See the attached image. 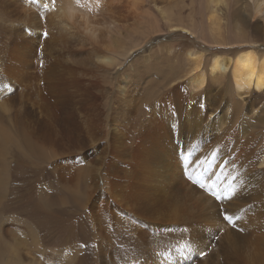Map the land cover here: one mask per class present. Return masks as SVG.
Instances as JSON below:
<instances>
[{"label":"bare ground","instance_id":"1","mask_svg":"<svg viewBox=\"0 0 264 264\" xmlns=\"http://www.w3.org/2000/svg\"><path fill=\"white\" fill-rule=\"evenodd\" d=\"M145 1H150V3L144 4L143 2ZM3 3L10 9L12 19L10 20L9 37L4 49L5 54L0 65V84H5V82H7L12 85L14 84V88L18 87L19 89H21V82L28 80L29 83L33 84L34 86L27 93L29 99L27 108H23L17 111L10 123L5 120L2 113L0 112V192L4 187L3 168L5 165V152L9 146H19L22 150L29 151L33 156H36L38 160L43 161L46 160V158L54 157L57 153L63 151L67 152L68 150H72L76 152L78 149H80L79 146L81 145V143H86V140L80 137L81 134H87V141L93 143L98 140V133L101 132L100 137L102 138V140L104 137L106 141V148L101 149V152H103L102 154L106 153L107 155H115L114 157L118 156V158H120L119 156H122L126 160L132 161V163H130L131 161L125 162V164L127 165L125 166L127 167V170L125 169L127 174L125 172L123 173H125L127 176H138L139 180L142 181L141 183H143L142 185H144L145 182L148 184V182L150 181L149 179H152L155 174H159L158 178L152 181V183H149L152 185L148 184L150 187H153L152 192L155 193L164 189L163 191L166 194V185L171 184L173 176H175V174L182 168L180 163L175 164L176 162L172 161V157L174 155H177L179 159H182L184 161L186 160L184 165H188V168L192 166H195L196 168L200 165L202 166L207 164L208 168L205 169L209 172L208 178L205 181L207 187H213L209 185V182L211 178H215L220 183V188L217 190L219 196H223L226 200L230 197L231 200L236 201L235 203L230 204L227 210H229L228 212L234 214L239 224L237 226L240 229L242 227H246V232H244L245 234H247L245 235L246 238L243 235L242 236L244 238L240 236L242 237V241L240 243L245 244L246 247L251 240L250 236L252 237V235L256 234L257 237H252L251 240L256 246V249L250 254H244L245 252L243 253L242 251L237 249L239 248L240 244L239 242L236 243V241L238 240V236H236V233L237 231L239 232V228L237 231L234 229L236 233L235 231L230 232V229L228 230L229 232L226 230V233H224L225 236L223 235L222 230L220 241L218 242L216 247H212L209 251L207 249L204 250V248L203 251L201 248H203L204 244H201L202 246L200 247V249L203 252H208L206 254L203 253L206 256L204 255L205 257L202 258L199 263L264 264V143L260 145L257 141V138L260 140V135L264 139V107H255L253 104L251 107L250 105L253 110H259V114L257 113L256 116L253 117L254 119L252 120V124L251 118L246 117L247 115L243 113L244 106L242 107V101L244 98L248 96L253 97V94H256L258 98H261L264 93V52L257 51L264 48V42H261L258 37H254L261 32V28L258 26L257 21L253 19L252 27H250L249 24L246 23H235V28L233 29L234 31L229 32L228 29L222 28L220 24L216 25V22L219 23V19L216 16L217 9L219 6L226 5V0H201V4L202 6H204L206 14L208 15V19L211 23V26H208L210 41L204 37L201 31L195 32V34L198 35L200 39L208 43L210 42V44L217 45V51L212 54V58H210L209 61V74L203 71L202 67L203 56L206 55V53L203 54L198 49H191V51L187 54V63H185L186 68H183L184 70H182L180 65L178 67L179 70L173 73L178 74V72H184V74H182L177 79L172 78V75V77L168 81V83L171 84L170 92L168 91L167 93H162L161 91L159 92L157 90L161 95H164L156 104H153L154 106H152L151 108L149 107L150 109L147 111L148 116L146 119H144L145 122L143 121L144 124L142 125L140 123L142 127L140 128V126H138L140 130L136 131L138 133L133 136L134 138L130 142L129 139L131 138V129H133V127L125 125L126 123H124V121L128 118L125 119L123 117L125 115V112H131L132 114L136 112L135 110L139 107V105L132 107L130 106L129 102L132 103V101H140V98H135L137 96L134 97V93L129 94L128 89L131 81H129V76L125 75L126 70L119 75H111L110 77V80H112L114 83L115 89H117V106L116 104L113 105V102H110L111 106L107 108V115H105L107 116V118L106 120H102L100 122V128L97 124L95 125L93 121L94 118L90 116L91 113H89V108H87V106H89L90 109L93 110L94 104L91 95L88 93V90V92L86 91V88H84L85 90L82 89V81L79 80L78 76L80 77L85 74H91L95 71H109V68L117 61H122L131 55V52L128 55V52L124 51L123 47H120L121 38L116 37V35H120V33L125 30L122 22H125L128 18H144L143 16L153 18L156 17L158 15V12L160 11V16L163 19H169L168 22H166V28L173 27L174 30L182 29L185 32L193 33L192 31L196 27L194 14L192 15V13H189L186 16V18L190 21V26H186L180 19L181 15H183L182 11L184 6L180 8L179 12L177 13L179 17V21L177 22L173 21V12L171 13V11L167 9L162 10L161 7L157 6L155 0H0V4ZM149 4H152L151 6L153 8H151ZM243 8L245 10H250L249 15L251 16V18L253 17L257 20L264 19V0H244ZM119 10L129 13V15L119 19L117 16V11ZM145 13L147 15H145ZM245 27H248V30L250 28V30L254 32V35L248 36L247 33L249 34V31H247ZM157 29L158 30H154L153 32L156 35L164 31L160 26H158ZM224 31H226V35ZM146 40H148V38L142 40L141 43ZM78 42L81 43L77 44ZM74 44L80 45L77 46L80 49L82 48V44H84V46L92 45V48L88 51L86 49H73L72 47L74 46L71 47L70 45ZM138 45L139 44H135L134 48L138 47ZM168 46L169 44L167 43L164 45H160L158 46L157 51L164 50L165 52V48H167ZM223 46L232 47L222 48ZM120 49H122L123 51H120ZM115 51H118L117 56L116 58H113L112 53ZM154 52L155 51L153 50L151 54L149 53V56L154 54ZM143 57H139L136 60H142ZM169 57L171 56L167 55L165 59L170 62L171 59ZM145 58H147V56ZM66 59H69L71 63L65 62ZM135 69L136 68H134V71ZM172 69H175V67L172 66ZM134 71L133 73L135 76V73L137 74V72ZM183 82L185 83L184 86L181 85V83ZM24 83L26 84V82ZM186 85L190 87L191 92H189ZM229 92L231 93L229 94ZM213 97L215 98V103H213V107L210 108L208 107L206 100L208 99L209 101V99L211 100V98L213 99ZM75 101H77V103ZM15 102L17 104L21 103L18 98H16ZM242 115L244 117H242ZM103 122L106 124V126L108 125L107 131L103 129L101 125V123ZM128 122L130 121H127V124ZM128 141L130 143H128ZM124 158L123 160H125ZM106 159L108 158L106 157ZM191 159L193 160V162ZM188 160L192 163H187ZM66 163L67 162L56 165L54 166V169L59 174H62V177L71 182L70 186L68 183H66L67 191L63 192V200H75L76 190L74 188L75 186L72 184L73 179L69 174L72 168L67 174L66 172L69 168L65 166ZM106 165L104 163V160H95L93 164H89L88 166H86V169H92L96 174L99 175H101V172L104 170H106L109 174L113 173L114 169ZM115 165L116 164H114V166ZM184 168H186V166ZM201 169L202 168H200V170ZM107 172H104V174H108ZM217 172H220L222 176H217ZM116 176L117 175H114V177ZM136 176H133V178ZM92 177L94 176L92 175L91 179ZM123 178L124 177H122V180ZM175 179H180V177H175ZM201 179L202 177L200 175L199 180L201 181ZM108 180L111 181V183H114V185L112 186L113 188L117 184L118 179L111 176V179L109 178L107 179V181ZM130 181L131 180H129L128 182ZM136 183L139 182L136 181L135 185ZM117 185L116 187H118ZM169 186L170 185H168V188ZM188 186L189 184L187 185V188H191V186ZM177 187L175 186V188ZM139 188L140 187H138V189ZM111 190L114 189H110V191ZM126 190L128 191V189ZM220 191H224V193H221ZM122 192H124V190ZM167 192L169 193V191ZM111 193L113 192L111 191ZM191 193L194 192L191 191ZM114 194L115 192L110 196L106 195L107 200H112L110 199V197H114ZM120 194L121 193H119V195ZM129 194L131 193H128V195ZM116 195L115 199L117 198ZM204 195L202 196V198L204 197ZM87 196L88 198L86 197V199L85 197H80L81 200L78 202V208L84 209L88 207L87 205H89V202L91 200L89 198V196H91V191ZM144 197L146 196L144 195ZM193 197L194 196L190 195V198L188 196V199H192ZM132 198L134 197H131V199ZM136 198L138 197L135 196L134 199L136 200ZM208 198L211 199L212 196ZM203 199H206V196ZM122 200H124V197ZM144 200L145 199H143L142 201H138L140 203L144 202ZM132 201L134 205V200ZM117 202L119 204V201ZM185 202L186 201L184 200L183 196L177 198V193H175L171 197V206H169L168 204L167 206L172 209L174 215H176V211L178 210L180 211V213L186 212L188 214L189 203L187 204ZM206 202L208 203L209 200L206 199ZM45 203L46 205L50 206H53L55 204V202L51 203L50 199L46 200ZM207 203H205L206 205L204 204V207L207 206ZM193 204L194 203H192V205ZM210 204L208 206H210ZM119 205L122 206V204ZM139 205L137 204L138 207H140ZM215 205L216 204H214V206ZM90 206L91 208H93V205ZM128 206L132 208V204L131 206L130 204H128L127 207ZM101 207L103 209V205ZM220 207L222 206L220 205ZM104 208L106 207L104 206ZM191 208L194 210L193 207ZM195 208L196 210H198L197 206ZM132 211L133 210H131L130 213ZM93 213L95 214V212ZM197 213H199V210ZM224 213L222 214L225 216L226 214ZM187 214V217H183V219L186 218V220H188L187 218H191V216H189L191 212L188 215ZM208 214L210 213L208 212ZM196 215L198 216V214ZM196 215L194 214L195 217H197ZM99 217L98 221L100 219ZM169 217L167 221L165 220L166 222L169 221ZM88 219L92 225V217L90 216L88 217ZM147 219L149 220V217ZM172 220H179V218H172ZM115 221L116 220H114V222ZM210 221H212V219ZM221 221H224V218L223 220L221 219ZM174 222L178 223L179 221ZM189 222L190 221H188V223ZM201 222L202 221H200V223ZM200 223L197 222V225ZM211 223L212 222H210L209 224ZM216 224L219 225L218 227L219 229H221L220 224H218V220ZM180 225L184 226V224L182 223ZM210 227L212 228V225ZM214 227L215 226H213V228ZM176 228L179 229L178 227ZM191 228L194 229L193 226ZM228 228L226 227L225 229ZM187 229L190 230V227ZM140 231H138V234H140ZM29 234L34 238L32 232L29 231ZM146 234L147 232L142 235ZM157 234H159V232ZM135 235H137V233ZM106 236L107 235H105V237ZM234 236H236V238H234ZM108 238L109 237H107L106 239ZM143 239L148 240L145 239V237ZM206 239L210 240V237ZM208 243L210 242H207V244ZM101 244L104 245L103 243ZM247 248L248 247H246V249ZM152 249L153 251L157 250V248ZM166 250L167 249H165L162 254H166ZM0 252L5 253L7 252V249L4 246L0 245ZM158 254L146 255L144 253V255L146 256H143L141 254L142 258L136 261L135 264H161L162 262L160 260L161 256L163 255L155 256ZM110 258L112 259V257ZM103 261L106 260L103 259ZM184 261H187V259ZM184 261L176 260L175 263L183 264ZM50 263V258L45 262H42V264ZM16 264L25 263L18 262Z\"/></svg>","mask_w":264,"mask_h":264},{"label":"rangeland","instance_id":"2","mask_svg":"<svg viewBox=\"0 0 264 264\" xmlns=\"http://www.w3.org/2000/svg\"><path fill=\"white\" fill-rule=\"evenodd\" d=\"M155 2L157 6L162 8V10L167 9L171 11V13L173 12V19H174L173 21H177V22L179 21V17L177 13L179 12L180 8L184 6L183 11H182L183 15H181L180 19L182 20L183 24L186 26H190V21L189 19L186 18V16L189 13H192V15L194 14L196 27L192 31L193 33L185 32L182 29L174 30L173 27L166 28L165 25L169 19L168 18L163 19L160 16V11L158 12V15L153 18H148L147 16L146 17L143 16L144 18L130 17L125 22H122L123 26L125 27V30L122 31L120 35H116V37L121 38L120 47L121 48L123 47V50L127 51L128 55L131 52V55L122 61L121 60L117 61L115 64H113L109 68V71H95L94 73H91V74H87V75L85 74L86 76L85 75H82L80 77L78 76L79 80L82 81L81 83L82 89L86 88V91L87 90L89 91L87 92L91 95V98L94 104L93 110H91L90 107L87 106V108H89L88 109L89 113H91L90 116L94 118V120L92 118L91 119L94 121L95 125L97 124L100 128V122L102 120H106L107 118V116L105 115H107L106 114L107 108L111 106L110 102L111 103L113 102L112 104L113 105L116 104L117 106V102H116L117 101V97H116L117 89H115L114 83L112 80H110V77L111 75H119L125 72L126 70L125 75L129 76V79H130L129 81H131V84H129L130 86L128 89L129 94L134 93L133 96L134 97L137 96L135 98H140V101H135V102L132 101V103L129 102L130 106L132 107L139 105V107L136 108L135 110L137 113L134 112L132 114L131 112L129 113L125 112V115L123 117L125 119L128 118L125 121L123 120L124 123H126L125 125L133 127V129H131L132 134L130 135L132 139L129 137L131 139V140L129 139L130 142L133 140L134 138L133 136H135L138 133L136 131L140 130L138 126H140L141 128L142 125L144 124L145 122L144 119H146L148 116L147 111L152 106H154L153 104H156L164 95V94L161 95L159 92L161 91L162 93L164 92L167 93L168 91L169 92L171 91V87H170L171 84L168 83V81L170 80L172 75H173L172 78L177 79L182 74H184V72L183 73L178 72V74L177 73L173 74V73L179 70L178 67L180 65H181L182 70H184L183 68H186L185 63H187V54L191 51V49L193 50L198 49L201 53L203 54L206 53V55L203 56L202 67H203V71H205L207 74H209L210 58H212V54L217 51V47H216L217 45L210 44V42L208 43L200 39L198 35L195 34V32L201 31V33H203L204 37L207 40H209L210 38L209 32H208V26H211V23L208 19V15L206 14V10L204 9V6H202L201 4V0H155ZM143 3L148 4L150 3V1H145ZM151 5L150 7L153 8ZM243 7H244V0H226V5L219 6L217 9L216 16L219 19V23L216 22V25L220 24L222 28L228 29L229 32H233L234 31L233 29L235 28V23H239V22L246 23V24H249L250 27H252V23L254 19L257 21L258 26L261 28L260 34L254 37H258L261 40V42H264V19L257 20L253 17L251 18V16L249 15L250 10L248 9L245 10ZM145 11H146V8H145ZM127 15H129V13L125 11H122V10L117 11V16L119 19ZM145 15L147 14L145 13ZM11 19H12V14L10 12V9L4 3L0 4V65L3 59V56L5 54L4 49H5V45L7 43L8 37H9V27H10ZM158 26H160L161 29L164 31L156 35L153 32L154 30H158L157 29ZM245 28L247 31H249V34L246 32L248 36L254 35V32H252L250 28L249 30H248V27H245ZM224 32L226 35V31ZM145 38H148V40L141 43V41L145 40ZM80 43L81 42H78L77 44H80ZM166 43L169 44V46L165 48V52L167 53H165L164 50L157 51L158 46L164 45ZM135 44H139L138 47L134 48ZM70 46L71 47L74 46L72 47L73 49L74 48L80 49L79 47H77L80 45L74 44ZM228 47H232V46H227V47L223 46L222 48H228ZM91 48H92V45L84 46V44H82L81 49L82 50L86 49L88 51ZM123 50L120 49V51H123ZM153 50L155 51L154 54L149 56V53L151 54ZM257 51L264 52V48L259 49ZM117 52L118 51H115L112 53L113 58H116ZM144 54L147 56V58H145L146 56ZM167 55L171 56L169 57L171 59L170 62L165 59ZM139 57H143V59L136 60ZM66 60L65 62L71 63L69 59H66ZM129 64H131L132 66ZM172 66H174L175 69H172ZM134 68H136L135 71L139 75L135 73V76H134V73H133ZM138 69H139V72H138ZM127 72L131 74H128ZM133 76H134V79H133ZM27 81L28 80L24 81L26 82V84L24 82H21V89H19L18 87L14 88L13 87L14 84L12 85L7 82H5V84L1 83L2 85L0 84V112L2 113L5 120L9 123L13 120L14 115L17 111L23 108H27L28 106L29 99H28L27 93L34 85L30 84L29 81L28 82ZM184 84H185L184 82L181 83L182 86H184ZM22 86L25 88H23ZM154 87L157 89H155ZM187 89L189 90V92H191V89L189 86H187ZM230 93L231 92H229V94ZM16 98L20 100L21 102L20 104H17L15 102ZM246 98H244L242 101L243 103L242 107L244 106L243 113L247 115L246 117L251 118V124H252V120L254 119L253 117H255L257 113L259 114V110L255 111L251 108L252 104L255 107H258V106L264 107V93L261 98H258L256 94H253V97L248 96ZM214 100H215L214 97L213 99L211 98V100L209 99V101L208 99L206 100L208 107L210 108L213 107L212 105L213 103H215ZM75 102L77 103V101ZM248 108H251V109H248ZM243 115L242 117L245 116ZM127 121H130L131 123L128 122L127 124ZM101 125L103 129H105L106 131L108 130L107 128L108 125L106 126L104 122L101 123ZM103 129H100V130H103ZM100 133H98L99 135L97 136L98 140L93 143L87 141V134L85 133L81 134L80 137L84 138L86 140V143H83V144L81 143V145L79 146L80 149H78L76 152L72 150H68L67 152L63 151V152L57 153L54 157H48L46 158V160H43V161L38 160L36 156H33L29 151L22 150L19 146H9L7 148L5 152V161H4L5 165L3 168L4 187H3V190L0 192V245L4 246L7 249V252L5 253L0 252V264H14V263L16 264L18 262H22L25 264H42V262H45L49 258L51 260L50 264H101V263L103 264H108V263L109 264H132V263L135 264L136 261L142 258L141 254L143 256H146L148 254H158V253L159 254L155 256L163 255L161 256V260H160L162 262L161 264H176L175 263L176 260L184 261L186 259L187 261H184L183 264H200L199 261H201V259L206 256L205 254L212 247H216V245L220 241V235L222 233L225 236L224 233H226V230L228 231L230 229L229 230L230 232L231 231L234 232L235 230L236 231L238 230L239 227L237 225L239 224L234 214L228 212L229 210H227L230 204L235 203L236 201L231 200L230 197L229 199L226 200L223 196H219L217 190L220 188V183L215 178H211L209 182V185L213 186L214 188L207 187V185L205 184L206 183L205 181L207 180L208 175H209L208 170L207 171L205 170L208 168L207 164L202 165V166L200 165L199 167H196V168L195 166L188 168V165H184L186 160L184 161L182 159H179L177 155H174L172 157V161L176 162L175 164L180 163L182 167L175 174V176H173L171 184L174 187L171 184H168L171 187L169 186L168 188V185H166V188H165L166 194L163 191L164 189H162V191L160 190L162 193L157 190H156L157 192L155 193V192H152L153 187L152 186L150 187L149 185H152V184H149V183H152V181L158 178L159 174H155V176L152 178L153 180L149 179L151 181V182L150 181L148 182L149 185L146 182L144 185H142L143 184L141 183L142 181H140L138 176L136 175H133V176H136L134 178L133 176H127L126 175L127 167H125L127 165L125 164V162L131 161V160H126L122 156H119L120 158H118V156L114 157L115 155H107L106 153L102 154L103 152H101V149L106 148V145H105L106 141L104 137L102 140V138L100 137L101 136ZM259 137H260V140L257 138V141L259 142L260 145H262L264 143L263 141L264 139L262 138L261 135ZM129 141L128 143H130ZM106 157L108 159H106ZM113 157L115 160L113 159ZM123 158L125 160H123ZM94 159L98 161L104 160L105 165L109 163L106 166L113 168L114 172L109 174L106 170H104L102 171L103 173L101 172V175H99V174H96L94 170L90 168H89L90 170L86 169V166L94 163L95 161ZM65 162H67L65 166L69 168L68 171L66 172L67 174L69 170L72 168L69 174L71 175L73 179L72 184L75 186L74 188L76 190L75 200L74 199L67 200V201L63 200L62 198L63 192L67 191L66 183H68L70 186L71 182L66 180V178L62 177V174H59L54 169V166L65 163ZM192 162L191 161L189 162L188 160L187 163L191 164ZM130 163H132V161ZM114 164L116 165L114 166ZM185 166L186 168H184ZM200 168L202 169L200 170ZM135 171H139V170H135ZM104 172H107L108 174H104ZM123 172H125L126 174ZM90 174L91 176L92 175L94 176L92 177V179H91ZM113 174L117 176L114 177ZM123 175H126V176H123ZM200 175L202 177L201 181L199 180ZM216 175L222 176L220 172H217ZM111 176L113 178L118 179L117 180L118 185L116 184L118 187H116L115 185L112 188L114 183L113 182L111 183V181L109 180L107 181V179L109 178L111 179ZM178 176L180 177V179H175V177L179 178ZM122 177H124L123 180H122ZM129 180L131 181L128 182ZM136 181L139 183H136L135 185ZM124 183H125V186H124ZM127 183H130L131 185ZM188 184H189L188 187L191 186L192 189L187 188ZM201 184H203V187H201ZM175 186L176 187L178 186V187L175 188ZM138 187L140 188L138 189ZM110 189H114L111 191L113 193L115 192V194H114V197L112 198L110 197V199L112 200H109V199L107 200L106 195L110 196L111 194H113L111 193ZM126 189H128V191ZM123 190L124 192H122ZM90 191H91V196H89V198L91 200L89 199L90 202H89V205H87L88 207L84 209L78 208V202L81 200L80 197L81 196L85 197V199L86 197L88 198L87 195ZM130 191H132L133 193ZM167 191H169V193ZM191 191L194 193H191ZM118 192L121 193L120 195L122 197L119 195ZM220 192L224 193V191H220ZM128 193H131L133 196L131 194L128 195ZM175 193H177V198L183 196L184 200L186 201L185 203L187 204L189 203L188 214L191 212L192 215L189 214V216H191V218L194 220H192L189 216H188L189 218H187L188 220H186V218L183 219V217H187L186 212L180 213V211L178 210L176 211V215L173 214V211L172 209H170L169 206H171V197ZM200 193H202L203 195L205 194L204 197L206 196V199L209 200L208 203L206 202V199H203L204 197L202 198L203 195ZM115 195L117 198H121V199H117V198L115 199ZM134 195L138 197L136 198V200L134 199L135 198ZM144 195L146 197H144ZM190 195L194 197L192 199H188V196L190 198ZM222 195H225V194H222ZM207 196L208 197L212 196V198L214 199L211 198L212 199L211 200ZM123 197H124V200H122ZM125 197H126V200H125ZM131 197H134V198L131 199ZM195 197H196V200H195ZM127 198L129 199V201ZM49 199L51 200V203L55 202L53 206L46 205L45 201ZM143 199H145L144 202L139 203V201H142ZM201 199L204 201H202ZM217 199L219 200V202ZM116 200L119 201V204H122V206L124 203L127 205L130 204V206L132 204V208H130L129 206L127 207V205L125 204L122 208V206L119 205ZM132 200H134V205H133ZM197 202L202 203V204L200 203L201 207H200V204H198ZM204 202L207 203V206L205 207H204V204H205ZM192 203L196 205L194 204L192 205ZM218 203L223 208L220 207ZM100 204L103 205V209L101 207L102 205ZM137 204L138 205L140 204L139 205L140 207H138ZM167 204L169 206H167ZM209 204L210 206H208ZM214 204H216L215 205L216 208ZM90 205H93V208H91ZM104 206L106 208H104ZM115 206H117L118 208ZM136 206L138 207L139 210L137 209ZM196 206L198 207L197 209L199 210V213H197L198 210H196L195 208ZM191 207H193L195 211ZM131 210H133L132 212L136 214H133L132 212L130 213ZM211 210H214V211H211ZM100 211H103V212H100ZM93 212H95V214ZM208 212L210 214H208ZM167 213H168V217L170 216L168 222H166L168 220ZM222 213L226 214L225 216L230 217V220L225 219V216ZM158 214L160 215V219H159ZM194 214L195 215L198 214V216L196 215L197 217H195ZM111 215L112 216L115 215V216L112 217ZM90 216L92 217L93 226L91 225L88 219V217ZM157 216H158V219H157ZM211 216H214V217H211ZM98 217L100 218L99 221H98ZM146 217L147 218L149 217V220ZM172 218L173 219L179 218V220H174V221H179L178 222L179 224L177 222H174ZM223 218H224V221H221V219L223 220ZM209 219L210 220L212 219V221H210ZM114 220H116L115 221L116 223L114 222ZM199 220L202 222L200 223ZM217 220H218V224H220L221 229H219L218 227L219 225L216 224ZM188 221L190 222L188 223ZM169 222L172 224H170ZM197 222L200 224L197 225ZM210 222L212 223L209 224ZM181 223L184 224V226L180 225ZM149 225L152 227H150ZM196 225H197V228L198 227L200 228L201 226L202 227L200 229L199 228L197 229ZM211 225H212V228L210 227ZM188 226L190 227V230L187 229L189 228ZM192 226L194 227V229L191 228ZM213 226H215L216 228L215 227L213 228ZM225 226L229 228L225 229L226 228ZM153 227H155L156 230ZM176 227H178L179 229H177ZM245 228L246 227H242L241 229L239 228V232L237 231L238 234L235 231L236 236H238V240L236 241V243L237 242L240 243L242 241L241 238L247 235L244 233L246 232ZM213 229H217V230H213ZM29 231L33 233L34 238L32 237V235L29 234ZM138 231H140L139 232L140 234H138ZM157 231L159 232V234H157L158 233ZM196 231H200V232H196ZM145 232H147L146 234L147 236L142 235V234H145ZM136 233L139 236L135 235ZM206 234L207 235L209 234V235L207 236ZM105 235L107 236L105 237ZM141 235L143 236V238L145 237V239H148V240H144ZM236 236H234V238H236ZM107 237L109 238L106 239ZM209 237H210V240L206 239ZM252 237L256 238L257 235L254 234L252 235ZM252 237L250 236L251 240H252ZM251 240L247 244L248 246H246L248 247L247 249L245 247V244H242V243L239 244V248L237 249L242 251L243 253L245 252L244 254H250L256 249V246ZM207 242H210V243L207 244ZM101 243H103L104 245H102ZM201 244L202 245L204 244L203 248L201 249L203 250L205 248L204 250L207 249L208 251L203 252L204 250L202 251L200 249V247L202 246ZM152 248H155V249L157 248V250L153 251ZM163 249L164 250L167 249L166 254H162V252L164 251ZM144 253L146 255H144ZM99 254L102 256H100ZM110 257H112V259ZM103 259L106 261H103Z\"/></svg>","mask_w":264,"mask_h":264},{"label":"snow or ice","instance_id":"3","mask_svg":"<svg viewBox=\"0 0 264 264\" xmlns=\"http://www.w3.org/2000/svg\"><path fill=\"white\" fill-rule=\"evenodd\" d=\"M201 187H203V184H201ZM225 219H230V217H228V216H225Z\"/></svg>","mask_w":264,"mask_h":264}]
</instances>
